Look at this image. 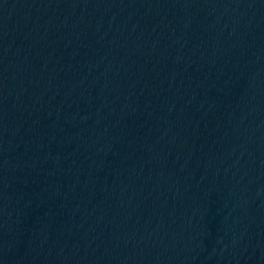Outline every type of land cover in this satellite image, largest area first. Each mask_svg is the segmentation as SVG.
<instances>
[{"label":"water","instance_id":"1","mask_svg":"<svg viewBox=\"0 0 264 264\" xmlns=\"http://www.w3.org/2000/svg\"><path fill=\"white\" fill-rule=\"evenodd\" d=\"M0 264H264V0H0Z\"/></svg>","mask_w":264,"mask_h":264}]
</instances>
